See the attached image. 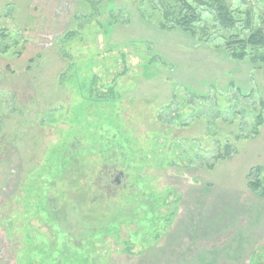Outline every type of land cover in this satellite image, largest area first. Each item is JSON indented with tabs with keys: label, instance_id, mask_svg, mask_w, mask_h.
Returning <instances> with one entry per match:
<instances>
[{
	"label": "rangeland",
	"instance_id": "374dc122",
	"mask_svg": "<svg viewBox=\"0 0 264 264\" xmlns=\"http://www.w3.org/2000/svg\"><path fill=\"white\" fill-rule=\"evenodd\" d=\"M185 1L0 0V264H264V0Z\"/></svg>",
	"mask_w": 264,
	"mask_h": 264
},
{
	"label": "trees",
	"instance_id": "16d2710c",
	"mask_svg": "<svg viewBox=\"0 0 264 264\" xmlns=\"http://www.w3.org/2000/svg\"><path fill=\"white\" fill-rule=\"evenodd\" d=\"M195 2L199 3L200 5H206L209 8H214L216 11V17L219 22V24L224 29H234L238 25L239 22V15L237 13H234L235 11L231 8L230 5H228L224 0H212L210 3L208 0H194ZM184 5L187 8V15H179L177 17L171 16L170 12L165 11L164 17L167 21H170L174 23L175 26L183 28L185 31L189 32L190 34L196 35V27L195 23L200 20V16L195 10L194 6L189 2L184 0ZM250 14V13H249ZM250 16V15H249ZM6 18V16L3 15L2 19ZM166 21V22H167ZM167 26V23H164V27ZM173 26V25H172ZM6 30L4 28L1 29L0 35L7 36ZM24 46L28 44V38H25V41H23ZM227 48L230 50L231 55L239 60L245 59L247 56V49L249 46H252V48H264V28H258L250 35L241 36L238 34L232 35V37L226 42L225 44ZM238 46L239 50H237L235 47ZM10 46L7 45L4 49L0 46V52L7 53L9 52ZM256 59V58H255ZM256 60H260L264 63V55ZM154 63V62H153ZM261 123H264L263 117L260 119ZM229 148V147H228ZM257 172L260 173L259 169H257ZM262 181L260 179L253 180L250 183V186L252 190L256 193H258L260 196H264V187L262 186Z\"/></svg>",
	"mask_w": 264,
	"mask_h": 264
},
{
	"label": "crops",
	"instance_id": "0c3cea01",
	"mask_svg": "<svg viewBox=\"0 0 264 264\" xmlns=\"http://www.w3.org/2000/svg\"><path fill=\"white\" fill-rule=\"evenodd\" d=\"M7 56H8L7 54L0 53V71L1 69H3L1 68L2 65L4 66L5 69H8L9 65L12 63L13 59H9ZM3 62H6V64L4 65Z\"/></svg>",
	"mask_w": 264,
	"mask_h": 264
}]
</instances>
